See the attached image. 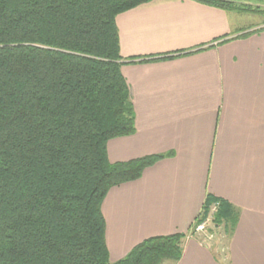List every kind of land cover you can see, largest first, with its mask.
Instances as JSON below:
<instances>
[{"label":"trees","instance_id":"obj_1","mask_svg":"<svg viewBox=\"0 0 264 264\" xmlns=\"http://www.w3.org/2000/svg\"><path fill=\"white\" fill-rule=\"evenodd\" d=\"M152 1L0 0V264L181 260L185 234L147 239L112 263L102 213L111 189L164 157L112 164L107 150L136 132L116 20ZM192 1L264 14L236 0ZM238 218L208 196L192 230L211 220L229 238Z\"/></svg>","mask_w":264,"mask_h":264},{"label":"crops","instance_id":"obj_2","mask_svg":"<svg viewBox=\"0 0 264 264\" xmlns=\"http://www.w3.org/2000/svg\"><path fill=\"white\" fill-rule=\"evenodd\" d=\"M116 22L136 132L108 143L109 161L164 157L107 194L110 261L185 234L177 264H264V30L241 37L243 19L192 0H153ZM208 196L239 214L225 248L190 235Z\"/></svg>","mask_w":264,"mask_h":264},{"label":"rangeland","instance_id":"obj_3","mask_svg":"<svg viewBox=\"0 0 264 264\" xmlns=\"http://www.w3.org/2000/svg\"><path fill=\"white\" fill-rule=\"evenodd\" d=\"M235 2L239 6L242 7L246 6L256 9L257 11L261 10V12H264V2H257L255 0H236ZM229 13L237 15L239 18L243 19L244 23H247V25H249V28L243 30V32H247V34L264 29V14L261 13L259 14L255 12H240V11L229 12ZM205 226H206L205 234L196 236L194 234V230H195L194 228L191 231L190 235L193 237L196 236L195 238L199 240H201L200 238H202L205 235L213 236L211 242H208V244L214 248L217 247L225 248L228 242V236L225 235L224 228L223 227L215 228L214 225L211 223V220H209ZM165 264H170V263L167 262Z\"/></svg>","mask_w":264,"mask_h":264},{"label":"built area","instance_id":"obj_4","mask_svg":"<svg viewBox=\"0 0 264 264\" xmlns=\"http://www.w3.org/2000/svg\"><path fill=\"white\" fill-rule=\"evenodd\" d=\"M214 210H215V208H213V211H214ZM208 221H209V220H207L205 223H202V224H200V225H198V226L195 227L194 234H195L196 236H199V235L205 234V230H206V226H205V225H206V223H207ZM196 236H195V237H196ZM212 237H213V236L205 235V236H203L202 238H200L201 240H199V241H201L202 244L207 245L208 242H211ZM202 239H203V240H202Z\"/></svg>","mask_w":264,"mask_h":264}]
</instances>
